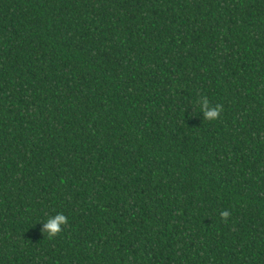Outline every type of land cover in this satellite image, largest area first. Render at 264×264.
<instances>
[{
    "label": "trees",
    "instance_id": "1",
    "mask_svg": "<svg viewBox=\"0 0 264 264\" xmlns=\"http://www.w3.org/2000/svg\"><path fill=\"white\" fill-rule=\"evenodd\" d=\"M0 264H264V0H0Z\"/></svg>",
    "mask_w": 264,
    "mask_h": 264
},
{
    "label": "clouds",
    "instance_id": "2",
    "mask_svg": "<svg viewBox=\"0 0 264 264\" xmlns=\"http://www.w3.org/2000/svg\"><path fill=\"white\" fill-rule=\"evenodd\" d=\"M208 106V104L202 105L201 111L204 112V118L207 120L215 121L219 118L222 112V107L220 105H216L211 111H207L206 109L208 108ZM221 215L224 218H227L228 213L222 212ZM66 223V217L63 214H57L54 221L45 223L44 230L49 233L50 236H54L61 231V227Z\"/></svg>",
    "mask_w": 264,
    "mask_h": 264
}]
</instances>
